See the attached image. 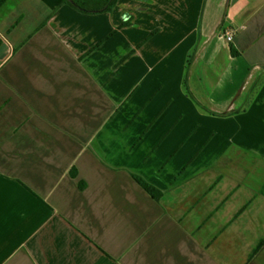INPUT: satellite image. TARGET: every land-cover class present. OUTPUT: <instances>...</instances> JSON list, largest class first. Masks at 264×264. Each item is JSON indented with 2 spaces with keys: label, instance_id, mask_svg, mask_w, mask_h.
<instances>
[{
  "label": "crops",
  "instance_id": "0c3cea01",
  "mask_svg": "<svg viewBox=\"0 0 264 264\" xmlns=\"http://www.w3.org/2000/svg\"><path fill=\"white\" fill-rule=\"evenodd\" d=\"M260 240L264 0H0V264H264Z\"/></svg>",
  "mask_w": 264,
  "mask_h": 264
},
{
  "label": "trees",
  "instance_id": "16d2710c",
  "mask_svg": "<svg viewBox=\"0 0 264 264\" xmlns=\"http://www.w3.org/2000/svg\"><path fill=\"white\" fill-rule=\"evenodd\" d=\"M116 2L117 0H61L62 4L68 5L73 9L85 14L110 12ZM134 179L150 197H152L153 199L158 198L159 193L157 190H155L139 178ZM263 242L264 240L259 241L255 249L252 250L250 258L257 253V251L261 248Z\"/></svg>",
  "mask_w": 264,
  "mask_h": 264
},
{
  "label": "built area",
  "instance_id": "2783aa9c",
  "mask_svg": "<svg viewBox=\"0 0 264 264\" xmlns=\"http://www.w3.org/2000/svg\"><path fill=\"white\" fill-rule=\"evenodd\" d=\"M227 41H230L231 35L226 36Z\"/></svg>",
  "mask_w": 264,
  "mask_h": 264
}]
</instances>
